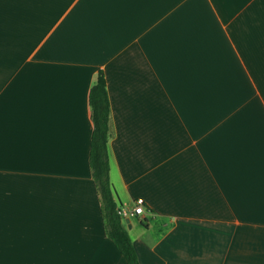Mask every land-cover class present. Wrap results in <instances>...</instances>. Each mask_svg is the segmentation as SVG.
Listing matches in <instances>:
<instances>
[{"label":"crops","instance_id":"crops-1","mask_svg":"<svg viewBox=\"0 0 264 264\" xmlns=\"http://www.w3.org/2000/svg\"><path fill=\"white\" fill-rule=\"evenodd\" d=\"M100 73L141 264H264V0H0V264H129L90 163Z\"/></svg>","mask_w":264,"mask_h":264},{"label":"trees","instance_id":"trees-1","mask_svg":"<svg viewBox=\"0 0 264 264\" xmlns=\"http://www.w3.org/2000/svg\"><path fill=\"white\" fill-rule=\"evenodd\" d=\"M90 104L94 128L90 148V163L94 180L101 197L102 212L109 236L125 256L129 264H141L138 252L119 212L111 181V165L108 142L113 134L111 103L105 75L100 73L90 91Z\"/></svg>","mask_w":264,"mask_h":264},{"label":"built area","instance_id":"built-area-1","mask_svg":"<svg viewBox=\"0 0 264 264\" xmlns=\"http://www.w3.org/2000/svg\"><path fill=\"white\" fill-rule=\"evenodd\" d=\"M146 202L143 197L137 198L135 205L133 207L120 206L119 212L123 218L129 217L131 215H136L145 212Z\"/></svg>","mask_w":264,"mask_h":264},{"label":"rangeland","instance_id":"rangeland-1","mask_svg":"<svg viewBox=\"0 0 264 264\" xmlns=\"http://www.w3.org/2000/svg\"><path fill=\"white\" fill-rule=\"evenodd\" d=\"M122 206H123V205H121V207H122ZM126 206L129 207L128 205H126ZM131 218H132L133 221H137V220H138L136 216H131ZM126 226H128V223L126 224Z\"/></svg>","mask_w":264,"mask_h":264},{"label":"water","instance_id":"water-1","mask_svg":"<svg viewBox=\"0 0 264 264\" xmlns=\"http://www.w3.org/2000/svg\"><path fill=\"white\" fill-rule=\"evenodd\" d=\"M130 218H127V221H129Z\"/></svg>","mask_w":264,"mask_h":264}]
</instances>
